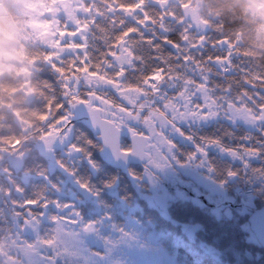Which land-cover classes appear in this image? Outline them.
Returning a JSON list of instances; mask_svg holds the SVG:
<instances>
[{"label":"snow or ice","instance_id":"obj_1","mask_svg":"<svg viewBox=\"0 0 264 264\" xmlns=\"http://www.w3.org/2000/svg\"><path fill=\"white\" fill-rule=\"evenodd\" d=\"M104 4L94 15L87 6L89 15L66 29V51L51 66L54 115L49 125L55 139L72 136V120L83 113L100 133L97 144L110 145L118 155L133 152L161 168L179 162L173 134L185 136L186 124L191 128L197 122L238 119L264 123V75L252 73L221 38L194 30L161 0ZM122 136L128 141L123 148ZM201 139L202 155L204 145H221L219 138ZM81 143L84 148L72 143L71 152H84L92 141L85 137ZM223 150L253 156L264 151V142L252 149ZM194 156L190 153L189 161ZM17 192L22 197L24 188L18 186ZM56 205L28 198L15 205L19 226L39 245L38 264H53L52 237L59 231L48 229L70 224L75 217L55 215L50 220L48 212Z\"/></svg>","mask_w":264,"mask_h":264},{"label":"trees","instance_id":"obj_2","mask_svg":"<svg viewBox=\"0 0 264 264\" xmlns=\"http://www.w3.org/2000/svg\"><path fill=\"white\" fill-rule=\"evenodd\" d=\"M1 1L8 14L0 15V17L10 21L11 18L16 20L12 1ZM198 1L161 0V4L177 13L178 17H183L186 23L184 18L186 9L198 4ZM120 2L123 0H114L115 4ZM200 3L202 25L194 30L211 32L226 41L227 45H233L231 51L247 63L252 73L264 75V42L258 37V30L264 25V21L258 19L256 14L250 15L246 11L248 5L245 0H200ZM83 5L84 8L91 5L93 15L97 7L105 6L104 0H84ZM8 7L10 9H7ZM87 15L89 13L85 12L82 18L84 19ZM68 28L72 27L63 19L60 25L61 31L65 33ZM21 43V49L17 53L33 67L26 77L19 75L18 69L3 72L0 77V146H6L16 140H24L19 151L27 149V153L25 152L26 155L22 156L23 163L18 168L10 167L8 162H5V158H0V168L4 173L0 181L4 184L3 191L6 195L4 203L0 204V213H3V216H0V223L3 224L5 220L6 224H9L8 227L15 230L17 219L15 205L21 198H28L47 199L52 204L59 201V205H63L61 213H57L54 208L48 212L50 216H67L69 210L65 207L72 203V209L79 211L86 221L94 222L103 219V223L107 224L106 217H109L116 224L118 223L119 228H123L125 218L119 215L115 207V198L109 190L115 189L117 190L116 200L124 201L129 206L139 205L141 211L136 213L137 221H150L155 225L156 231L165 233L161 235L160 242L171 256H174L178 264H264V248L256 240L249 239L250 232L245 230L248 216L242 215L237 208L230 217L225 214L218 216L212 207L195 202L194 194L188 193V199L178 197L170 201L166 215L145 205L143 200L138 199L136 189L131 182L133 179L131 177L136 175L134 171L138 169L142 172L143 168L132 165L129 170L133 173L129 174L127 170L109 166L102 157L101 145L96 143L98 137L91 134L83 123L73 122L76 129L70 136L68 147L72 143H78L84 148L81 140L86 137L92 143L85 148L84 152L67 154L68 149H66V154H63L61 150H58L54 158H49L45 152L37 150L33 143L41 140L38 139L39 135L43 132H48L47 136L52 133L49 120L54 115V97L49 76L51 66L62 55L55 59L54 53L39 46L38 43L30 40H23ZM25 84L30 92L24 95L21 90ZM185 129L194 134V144L178 143L177 159L180 162H178V175L180 172L184 173L180 170V166H185L183 163L189 160V154L195 153L198 147L203 145L202 137L219 138L228 148L237 147L239 142L248 135L251 138L247 144L252 148L264 142V132H262L264 123L252 129L243 123L233 124L227 120H219L205 125L195 123L191 128L186 124ZM31 134L37 140L30 139ZM245 145L244 143L240 147ZM204 148L206 154L201 157L202 162L198 164L197 171L203 179V182L202 179L201 182H197L202 189L200 195L211 192L209 188L211 183L204 182L206 178L220 187L214 193L216 198L220 196L234 200L236 199L234 189L249 184L255 190L253 205L264 206V158L261 156L253 158L240 152L235 156L241 159L231 160L224 152L220 153L216 148H206L205 145ZM190 162L191 165L195 163L193 160ZM72 180L77 181L81 186L87 184V189L98 195L96 199L99 202V211H95V208L88 203L78 204V199H82L80 194L76 196L78 199L69 195L70 192L77 191ZM18 186L24 188L22 197V194L17 192ZM62 189L64 192H61ZM183 225L195 226L193 239L188 240L184 237L183 244L174 243L166 232L172 230V233L181 235ZM147 230L151 231L153 228L148 226ZM204 247L212 248L215 253L205 250Z\"/></svg>","mask_w":264,"mask_h":264},{"label":"rangeland","instance_id":"obj_3","mask_svg":"<svg viewBox=\"0 0 264 264\" xmlns=\"http://www.w3.org/2000/svg\"><path fill=\"white\" fill-rule=\"evenodd\" d=\"M14 10L16 11V20L11 18L12 33L10 34L13 39V44L10 49L0 50V77L3 72L11 71L13 69H18V73L21 76H27L32 69V65L23 59L17 51L21 49L23 40H30L34 43H38L39 46L47 48L50 52L54 53V58L61 56L66 51V45L69 40V37L60 29L62 20L64 19L65 23L72 28L77 27L79 22L83 20L82 16L86 11L84 8V0H11ZM248 5L246 11L250 15L256 14L252 9V4L249 0H245ZM2 2V1H1ZM198 4L190 6L186 9L184 18L186 23L191 25L192 28L197 29L201 27V3L200 0ZM7 9H10L8 7ZM8 12L5 9L4 5H0V15H7ZM0 19H2L0 17ZM264 21V20H263ZM258 37L264 42V25L261 26L258 30ZM224 46L234 55L231 51L233 45L226 44V41H223ZM237 56V55H234ZM50 59L51 58H47ZM53 60V59H52ZM25 94H29V87L25 86L21 90ZM75 122L80 120L78 115H75ZM212 121L197 122L196 124H208ZM229 122V121H228ZM230 123L233 124H244L249 128H254L256 124L245 122L244 120H236ZM72 127L75 130L74 123ZM52 132L54 131L51 128ZM48 132H43L39 135V141L43 142L46 140ZM186 136V135H185ZM179 137L176 134H173V139ZM187 137V136H186ZM32 140H37L31 134L29 136ZM249 138V137H248ZM69 139H59L57 144L51 148L50 157H55L56 151H62L63 154H66V149H68L67 154L78 153L71 152L70 147H68ZM13 143L6 144V146H0V158H5L11 151V145ZM16 144V143H15ZM183 144H187L186 141ZM14 145V144H13ZM178 142H176L177 150ZM206 148L213 147L216 148L220 153L224 152L231 160L239 159L232 153L225 152L223 150L226 147L223 142L221 145H205ZM27 153L26 150H20L19 155L25 156ZM196 156H194L193 161L197 164L202 162L201 157L205 154H200L198 149L195 151ZM177 159V158H176ZM178 160V159H177ZM179 161V160H178ZM174 164H176L174 162ZM53 165V163H51ZM177 165V164H176ZM186 167H192L191 162L188 160L184 163ZM194 165V164H193ZM178 168V165L176 166ZM176 167L173 164H170L166 167L157 168L152 171L154 174H150L148 171L136 170L135 177H131L132 185L136 189L137 196L139 200H143L145 205L157 209L161 214H167V206L176 197L187 198L185 192L181 188L173 189L175 184V178L169 174H173L179 178L176 173ZM0 168V178L4 175L3 170ZM129 174L133 172L127 170ZM141 174V175H140ZM173 178V179H171ZM184 178V177H183ZM73 181V185L76 192H70V196L77 198L79 194L82 199H78L79 203H88L95 211H99V202L97 201L98 195L93 191L88 190L84 186H81L77 181ZM186 186L194 188V192L200 191L198 186L191 185V182L188 180H182ZM209 181L211 194L209 197L218 199L214 196L215 191L220 189L219 186L215 185L209 178H206V182ZM2 186L0 187V204L1 201L6 197L3 191L4 184L0 181ZM177 185V184H176ZM207 188V187H205ZM57 190V189H56ZM110 193L115 198V207L119 211V215L124 217L125 227L119 228L118 223L116 224L109 217H106L107 224L103 223V219L93 221H86L79 211L72 209L73 204L68 205L65 209L69 210L67 217H75L70 224H57L52 228L48 229V233L58 230L59 235L53 236L54 241L53 252L54 256H50L49 259H52L53 264H56V258H59V264H178L174 256L163 247L162 242H160L161 235H164V232H158L155 230V225L152 222H141L137 221L136 213L140 210L139 205L129 206L124 201L119 199L116 200L117 190L109 189ZM58 191V190H57ZM61 192H64L62 189ZM78 193V194H77ZM182 196V197H181ZM97 198V199H96ZM135 198V200H138ZM210 200V199H209ZM195 202H199L194 199ZM211 201V200H210ZM141 204V203H140ZM246 204L253 205V196L249 197L246 201ZM53 205H56V202H53ZM75 205V204H74ZM57 213H61L62 208L60 205L55 206ZM91 208V211H93ZM73 210V211H72ZM232 210L226 209L222 213L218 210H215V214L220 215H230ZM49 215L51 220L53 216ZM63 216V215H62ZM14 226V224H13ZM153 228V230L148 231L147 228ZM15 230L13 228H8L6 234L3 236L0 235V264H38L39 260V245L35 240L28 234L27 230L19 226L18 221H15ZM167 227V226H166ZM245 230H249V227L244 226ZM181 235H176L175 233L166 232L167 235L171 236L174 243L183 244L185 242L184 237L188 240L193 239V234L195 226L183 225L181 229ZM250 232V230H249ZM47 234V233H46ZM249 239L256 240L253 234L250 232ZM205 250L215 253L212 248L204 247Z\"/></svg>","mask_w":264,"mask_h":264},{"label":"water","instance_id":"obj_4","mask_svg":"<svg viewBox=\"0 0 264 264\" xmlns=\"http://www.w3.org/2000/svg\"><path fill=\"white\" fill-rule=\"evenodd\" d=\"M78 116L80 117V120L84 122L85 127L92 131L93 134L98 135V137L100 138V133L96 126L92 123L90 117L83 113H80ZM72 121H74V119ZM55 137L56 136H50L48 141L43 143H36L35 148L37 150H40L41 152H48L50 146L58 141V139H55ZM101 146L103 147L104 158H106L108 164L113 168L116 167L125 170V168H127L130 163H146L148 161L146 157L139 156L133 152H127V154L118 155L112 150L110 145L101 144ZM6 162H8L9 166L13 168H18L22 165L21 158L17 155V152L8 155L6 157ZM148 167L153 168L154 166L149 165L148 163ZM224 206H237L241 209L242 214H247L249 216V227L252 233L255 234V237H257L259 244L262 246V248H264V207L253 209L248 205L243 204H235L234 206L232 202L226 200H224V202H221L220 204L215 205V207L218 208H224Z\"/></svg>","mask_w":264,"mask_h":264},{"label":"flooded vegetation","instance_id":"obj_5","mask_svg":"<svg viewBox=\"0 0 264 264\" xmlns=\"http://www.w3.org/2000/svg\"><path fill=\"white\" fill-rule=\"evenodd\" d=\"M123 141H124L125 143H127V141L125 140V138H123ZM175 141L178 142V143H184L185 141H186V143L193 142L192 139H189V138L186 137V136H183V137H181V136H179V137H175ZM192 160H193V159H192ZM177 165H178V164H177ZM178 168H179V165H178ZM178 168H177V170H178ZM180 170L184 172V173L180 172V178H177V177L174 176L172 173L169 174L170 176H172V177L175 178V182H176L177 179L180 180V179H184L183 177H187V180L191 182V185H193V186H198V187L200 188V186L198 185L197 182L200 181V180L202 179V178H201L202 176L200 177V176L198 175V173H197V171H198V164L194 163V165L192 164V167H191V166H190V167H186V165H185V166H180ZM180 170H179V171H180ZM187 173H188V174H187ZM196 173H197V174H196ZM188 175H189V176H188ZM171 179H173V178H171ZM192 180H195L196 182H194V181H192ZM180 182H181V184L179 185ZM180 182H179V183L176 182L175 184H177V185H173V186H172L174 190H175L176 188L181 187V189L186 190L187 193H188L189 195H190L191 193H192V194H199L198 191H197V192H194V190H196V189L192 188V186L188 188V186H185V185L182 183V181H180ZM200 182H201V181H200ZM202 182H203V179H202ZM178 186H179V187H178Z\"/></svg>","mask_w":264,"mask_h":264},{"label":"clouds","instance_id":"obj_6","mask_svg":"<svg viewBox=\"0 0 264 264\" xmlns=\"http://www.w3.org/2000/svg\"><path fill=\"white\" fill-rule=\"evenodd\" d=\"M252 4V9L257 15L258 19L264 20V0H249ZM12 33V26L10 21L0 19V50L10 49L13 44V39L10 34Z\"/></svg>","mask_w":264,"mask_h":264}]
</instances>
